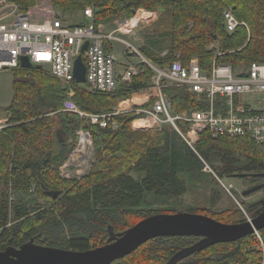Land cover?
Wrapping results in <instances>:
<instances>
[{
  "label": "trees",
  "instance_id": "trees-1",
  "mask_svg": "<svg viewBox=\"0 0 264 264\" xmlns=\"http://www.w3.org/2000/svg\"><path fill=\"white\" fill-rule=\"evenodd\" d=\"M13 1L28 11L37 0ZM53 4L65 14L95 7L96 26L123 14L130 18L140 9L154 11L159 5L171 8L172 30L161 33L142 50L159 69L177 60L189 67L195 57L207 75L219 65H228L237 72L242 65L264 64V40L257 38H264V0H53ZM229 7L239 21L247 23L248 29L240 27L233 33L226 30L224 11ZM89 24L84 17L75 26ZM106 47L109 49L108 42ZM165 51L168 53L162 56ZM37 68L15 69V95L6 110L9 123L0 130V251L34 239L40 246L84 252L106 245L110 228L119 234L156 214L185 211L238 224L246 221L245 214L255 217L260 212L262 201L217 211L226 191L204 170L210 166L221 178L264 174V144L245 137L213 138L204 132L193 149L171 125L159 131H134V121L144 115L138 111L115 115L117 129L89 125L61 111L65 92L59 81L36 76L32 70ZM153 76L154 70L145 64L132 84L113 94L87 93L77 84L75 102L90 114H113L119 99L129 97L123 90L130 95L145 91L153 87ZM154 89L156 94L158 90ZM164 92L177 114L209 108L205 98L184 88L170 87ZM154 102L152 99L138 109H148ZM219 102L221 106L226 101ZM53 113L58 119L51 117ZM177 125L183 134L191 126L185 121ZM79 127L91 131L100 153L96 170L78 182L63 179L60 167L74 150L64 136L74 137ZM239 179L255 186L264 180ZM49 191L60 195L52 196ZM187 195H194L193 199L184 200ZM39 201L53 206L42 211L37 208ZM209 203L210 208L202 207ZM260 235L264 240V229ZM200 240L156 238L113 264H168L178 252ZM260 244L253 235L211 246L178 264H258L263 258L258 250Z\"/></svg>",
  "mask_w": 264,
  "mask_h": 264
},
{
  "label": "built area",
  "instance_id": "built-area-1",
  "mask_svg": "<svg viewBox=\"0 0 264 264\" xmlns=\"http://www.w3.org/2000/svg\"><path fill=\"white\" fill-rule=\"evenodd\" d=\"M84 17L90 21L89 25H68L58 17L52 5L23 11L12 0H0V71L22 67L21 58L27 56L34 67L45 69L65 85L75 86L74 64L82 54L87 66V80L80 86L91 94L115 93L118 89L117 61L114 46L111 44L108 49L106 42L110 44L116 38L112 33H102L100 25H95L92 8L85 10ZM224 21L230 33L240 27L247 28V23L239 21L232 9L224 12ZM123 29L120 30L122 33ZM86 43H89L88 48L82 53ZM153 70L157 73L154 78L158 90L157 99L148 109L133 110L144 114L133 125L142 121L144 127L139 129L144 131H159L165 125H171L193 149L200 143L204 132H209L213 138L245 137L264 144V64L254 63L243 74L219 65L215 66L211 75H207L201 70L198 60H192L189 67L177 60L164 70L154 67ZM139 73L136 67L131 66L123 79L131 81ZM170 87L184 88L205 98L209 108L194 111L190 115L175 113L171 99L164 92ZM219 99L225 100V105L220 106ZM61 111L76 115L80 120L101 129L110 125L117 129L113 117L127 113L116 111L106 115L90 114L84 112L73 99L65 100ZM178 121L190 123L187 134L180 131ZM4 123L7 125L9 119ZM77 136L78 145L61 168L62 174L68 178L73 173L79 177L90 169L92 133L82 129ZM207 169L209 166H206ZM220 183L226 190L233 191L232 185L228 187L222 181ZM257 237L263 255L258 264H264V241L260 233Z\"/></svg>",
  "mask_w": 264,
  "mask_h": 264
},
{
  "label": "water",
  "instance_id": "water-1",
  "mask_svg": "<svg viewBox=\"0 0 264 264\" xmlns=\"http://www.w3.org/2000/svg\"><path fill=\"white\" fill-rule=\"evenodd\" d=\"M88 45L86 43L83 46L82 53L87 50ZM21 66L25 69L34 67L27 56L21 58ZM74 80L79 85L85 84L87 80V66L82 54L75 60ZM253 177L264 178V174H236L230 178ZM262 190L264 183L244 191L243 196L248 197ZM49 193L55 197L60 195L58 191ZM262 202L263 206L257 216L238 224H225L209 216L185 211L156 214L119 234L110 228L106 245L84 252L40 246L32 239L20 248L8 247L0 251V264H113L156 238H201L198 243L181 250L168 262L178 264L184 258L211 246L238 242L261 232L264 229V201Z\"/></svg>",
  "mask_w": 264,
  "mask_h": 264
},
{
  "label": "rangeland",
  "instance_id": "rangeland-1",
  "mask_svg": "<svg viewBox=\"0 0 264 264\" xmlns=\"http://www.w3.org/2000/svg\"><path fill=\"white\" fill-rule=\"evenodd\" d=\"M46 5L47 6L48 5L54 6L53 0H37L35 6H33L30 9H33L37 6H46ZM87 8H92L94 10V15H95V12H97V9L93 6H89ZM230 9L234 10L232 7H229V8H226L225 11L230 10ZM85 10L77 12V13H73V14H70V13L65 14L59 10H56V11H57L58 17L61 18L66 24L76 25V24H78L84 20ZM145 13H147L151 16L148 19L145 18V19L141 20L138 23L137 27H135L136 26L135 24L132 25V27H135V28L131 29L130 27H128V23L131 20H133V19H135V17H137L139 15H143ZM172 22H173V13L171 11V8L159 5L156 8V10H154V11H150V10H146V9H140L130 18L123 14V15H119V16L114 17V18L107 19L100 25L103 27V30L105 33H110V34L112 33V34L116 35L117 37H119L125 41V43H121V44L118 43L116 45L115 56H117L118 59L120 58V60H122V62L124 63L123 66L125 69L124 71L126 73V68H128L129 64H133L131 66H134L138 69L139 68L141 69V67L145 64L150 66L152 69H153V67L156 69H159L154 63L150 62L143 55L142 50L147 48V46H150L151 42L154 41L156 38H158V36L161 33L172 30ZM125 26L129 29H127V33H125V32L122 33L120 30L123 28H126ZM257 38L260 40H264L263 37H257ZM117 46L120 49H117ZM120 46H122V48ZM120 50L122 51L121 54H120ZM167 53L168 52L165 51L162 54V56L166 55ZM192 60H198L199 61V58L195 57ZM127 61L129 62V64L126 63ZM248 67H249L248 65H242L237 69V72L240 74L246 73L248 70ZM119 70H120V68H119ZM160 70H164V69H160ZM15 71L16 70H11V69L0 71V130H2L6 126H8V124L6 125L4 123V121L7 119L6 118V113H7L6 110L11 105L13 98H14V95H15V87H14V85H15L14 74L16 73ZM32 72L36 73V76L43 75L45 77L47 76L49 78L54 79L49 74V72H47L45 69L40 68V67L32 70ZM237 72H235V73H237ZM156 75H157V73H155V71H154V76L152 77V80H151V83L153 86V87H151L152 89L155 88V84H154L155 79L154 78ZM123 78H124V75L119 77L118 82L120 81L119 82L120 85L118 86L117 90H119L120 88L125 89L127 86H129L133 82V79L131 81H125ZM166 81L164 83H166ZM59 83H60L61 88L65 92L64 93V101L67 99H73L74 101H76V97H77L76 86H68V85L61 83L60 81H59ZM80 88L84 89L87 92V90L84 87H80ZM151 88H149V89H151ZM149 89L142 91L140 93L131 94V95L129 94V92L127 90H123L122 93H125L126 97H127V95L129 97H127L126 99H124V98L119 99L117 107H115V110L117 111L121 108V107H119V105L122 101L130 100L134 96H138L142 93H144V94L150 93L149 91H151V90H149ZM87 93H89V92H87ZM152 95H153V97L151 98V101H152V99H155V101H156L157 96H158V92L156 94L153 93ZM184 114H187V113H184ZM190 114H187V115H190ZM50 115H51V117L58 119L56 114L53 113ZM71 117L72 116L70 115V118ZM79 120H80V118H79ZM57 128H59V126H57ZM132 128L134 131L139 132V130L134 129L133 125H132ZM82 129L83 128H80V127L77 128L76 135L72 138L69 137L67 139V136H64L65 140H67L68 142H70L71 144L74 145V149L78 145L77 133ZM92 137H93V134H92ZM96 146H95L94 137H93V150H92V159H91L90 169L85 170L84 173L79 177L76 176L75 173H73L68 178L62 174V171H61L62 167H60L61 177L63 179H75L79 182V181H82V179L85 178L87 175H91L96 170L95 167H97V166H95V165H97L98 156L100 153V151L98 152V150H96ZM242 162H244V161H242ZM204 171L208 174H211L213 176L212 178L214 180L218 181L219 184L222 185V183H220V181H222L225 186H228V187H229V185L233 186V191L232 190L228 191L225 189L226 193H224V196L222 197L221 201H219V203L217 204V207H216V210L219 212L224 211L226 209L235 208V207L240 208L241 203H243V202L244 203H255V202L264 200V190L259 191L255 194H252L248 197L243 196L244 191L255 186L254 184L252 185V183L248 180H242L239 178L235 179V178H229V177L221 178L214 172V170L210 166H209V169L204 170ZM73 175H75V176H73ZM261 183L263 184L264 180H261L258 183V185H260ZM193 196L194 195H187V196H185L184 200L189 201V200L193 199ZM52 206H53V204H50L48 201H39L37 208H40V210L43 211V210H45V208H49ZM202 207L210 208L211 206L209 203V205H202ZM38 212L33 213L31 216H34ZM245 218H246V220H248V219H252L254 217H252L251 214H248V215L245 214ZM16 224L17 223L12 224V225L15 226ZM258 250H260V252L262 253L261 244L259 245Z\"/></svg>",
  "mask_w": 264,
  "mask_h": 264
},
{
  "label": "crops",
  "instance_id": "crops-1",
  "mask_svg": "<svg viewBox=\"0 0 264 264\" xmlns=\"http://www.w3.org/2000/svg\"><path fill=\"white\" fill-rule=\"evenodd\" d=\"M138 25V24H137ZM137 25L135 26V27H137ZM128 27H130L129 25H128ZM135 27H130L131 29L132 28H135ZM100 30H102V33H104V34H110V33H105L104 32V30H103V27L100 25ZM125 33H127V30H123ZM115 36V38H116V40L114 41V42H112V43H110L109 44V46L112 44V47L114 46V53L116 52V50H115V47H116V45L118 44V43H125V41L124 40H122L121 38H119V37H117L116 35H114ZM109 42V41H108ZM114 44V45H113ZM121 48H122V46H120ZM117 49H120V48H118V46H117ZM122 53V51L120 50V54ZM116 61H117V77H118V80H119V77H121V76H123L124 75V73H125V69H124V63L122 62V60H120V58L118 59V57L116 56ZM129 61V60H128ZM126 62V63H128L129 64V62ZM131 65H133V64H129V66H128V68H126V71L131 67ZM119 68H120V70H119ZM138 69V68H137ZM139 70V72H140V68L138 69ZM120 82V81H119ZM119 82H118V86L120 85L119 84ZM149 90H151V91H149L150 93H146V94H144V93H142V94H140V95H138V96H134L132 99H130V100H127V101H122L121 103H120V105H119V107H121L119 110H117V111H121V112H130V111H133V110H136V109H138V108H141V107H143V106H145V105H147V104H149V102L151 101V98L153 97V93L155 92V90L154 89H149ZM153 92V93H152ZM142 110V109H141ZM133 127H134V129H136V130H139V131H144L143 129H137L136 127H135V124L133 125Z\"/></svg>",
  "mask_w": 264,
  "mask_h": 264
},
{
  "label": "bare ground",
  "instance_id": "bare-ground-1",
  "mask_svg": "<svg viewBox=\"0 0 264 264\" xmlns=\"http://www.w3.org/2000/svg\"><path fill=\"white\" fill-rule=\"evenodd\" d=\"M151 15H149V14H147V13H145V14H143V15H139V16H137V17H135V19H133V20H131L129 23H128V25L130 26V27H132V25H137L141 20H143V19H148L149 17H150ZM236 17V16H235ZM126 27V26H125ZM226 28V27H225ZM125 30H127V29H129V28H124ZM123 29V30H124ZM247 29H248V27H247ZM122 30V31H123ZM227 30V29H226ZM124 32V31H123ZM221 66H228V65H221ZM228 67H230V66H228ZM231 68V67H230ZM232 69V68H231ZM232 71H233V69H232ZM178 126V125H177ZM135 127L137 128V129H139V128H142V127H144V125H143V122L142 121H137L136 123H135ZM179 128V127H178ZM181 131V130H180ZM260 232H257L256 234H254V235H256L257 236V234H259ZM35 243V242H34ZM36 244V243H35ZM38 245V244H37Z\"/></svg>",
  "mask_w": 264,
  "mask_h": 264
},
{
  "label": "flooded vegetation",
  "instance_id": "flooded-vegetation-1",
  "mask_svg": "<svg viewBox=\"0 0 264 264\" xmlns=\"http://www.w3.org/2000/svg\"><path fill=\"white\" fill-rule=\"evenodd\" d=\"M261 184H262V183H261ZM262 201H264V200H262ZM262 204H263V202H262ZM23 245H24V244H23ZM21 246H22V245H21ZM21 246H20V247H21ZM10 247H12V246H10ZM20 247H15V248H20ZM7 248H8V247H7ZM7 248H6V249H7ZM6 249H5V250H6ZM3 251H4V250H3Z\"/></svg>",
  "mask_w": 264,
  "mask_h": 264
}]
</instances>
